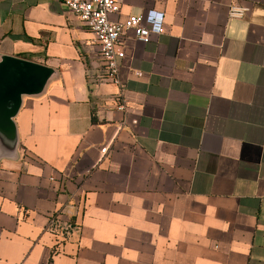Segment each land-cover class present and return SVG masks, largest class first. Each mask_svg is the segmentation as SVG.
<instances>
[{
	"label": "crops",
	"instance_id": "obj_1",
	"mask_svg": "<svg viewBox=\"0 0 264 264\" xmlns=\"http://www.w3.org/2000/svg\"><path fill=\"white\" fill-rule=\"evenodd\" d=\"M150 10L163 31L123 35L112 83L60 0H0V54L59 74L15 119L21 159L0 162V264H264V0L109 17Z\"/></svg>",
	"mask_w": 264,
	"mask_h": 264
},
{
	"label": "built area",
	"instance_id": "obj_2",
	"mask_svg": "<svg viewBox=\"0 0 264 264\" xmlns=\"http://www.w3.org/2000/svg\"><path fill=\"white\" fill-rule=\"evenodd\" d=\"M67 10L80 18L84 26L94 35L98 46V57L101 60V70L104 74L99 78L100 82L110 81L119 83L120 60L124 52L119 49L123 35L127 31H133L135 39L147 43L151 33L163 31V13L150 10L146 15H130L125 21H113L110 14L119 11L120 0H60ZM249 11V7L230 8L231 17H243ZM158 17L155 23L154 16ZM139 74V73H138ZM117 108L127 112L124 98L119 97ZM124 120L122 124H125ZM133 124L137 120L132 121Z\"/></svg>",
	"mask_w": 264,
	"mask_h": 264
},
{
	"label": "water",
	"instance_id": "obj_3",
	"mask_svg": "<svg viewBox=\"0 0 264 264\" xmlns=\"http://www.w3.org/2000/svg\"><path fill=\"white\" fill-rule=\"evenodd\" d=\"M58 76L57 70L46 65L0 54V162L21 159L15 119L25 98L42 97Z\"/></svg>",
	"mask_w": 264,
	"mask_h": 264
}]
</instances>
